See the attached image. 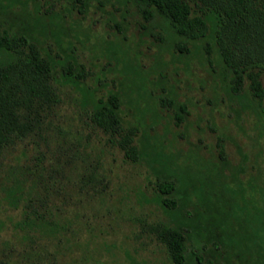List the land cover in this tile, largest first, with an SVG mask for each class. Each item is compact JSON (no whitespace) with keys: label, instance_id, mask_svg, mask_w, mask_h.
<instances>
[{"label":"rangeland","instance_id":"374dc122","mask_svg":"<svg viewBox=\"0 0 264 264\" xmlns=\"http://www.w3.org/2000/svg\"><path fill=\"white\" fill-rule=\"evenodd\" d=\"M85 1L0 0L18 17L14 28L34 27L41 46L80 72L78 83L62 84L54 122L66 140L78 142L80 165L90 163L103 177L97 193L68 184L65 196L55 197L61 227L33 243L44 252L36 263L170 264L147 228L171 218L156 199L167 166L184 184L177 187L180 197L171 194L175 206L216 235L224 226L248 251L238 254L235 243L228 251L210 246L214 264H264V98H254L247 84L234 93L230 76L208 62L200 46H178L164 22L146 19L134 1ZM36 4L51 6L49 13L36 12ZM53 13L60 17L50 18ZM110 92L119 95L123 124L138 126L136 159L90 120L91 94ZM17 218L2 201L0 264L27 262L22 249L29 240L13 226Z\"/></svg>","mask_w":264,"mask_h":264},{"label":"trees","instance_id":"16d2710c","mask_svg":"<svg viewBox=\"0 0 264 264\" xmlns=\"http://www.w3.org/2000/svg\"><path fill=\"white\" fill-rule=\"evenodd\" d=\"M79 1L85 5V0ZM132 1L146 19L160 18L178 46L188 42L200 46L208 62H215L230 76L234 93L247 84L254 98H264V0ZM8 5L0 4V204L3 201L17 210L13 226L29 240L22 249L27 262L22 264H37L44 252L33 243L43 232L57 235L61 227L58 218L63 209L55 197L68 192V184L85 193H97L103 177L90 163L80 165L78 142L66 140L60 124L54 122L62 84L78 83L80 72L74 71L68 58L58 60L57 51L41 46L34 27L14 28L19 19L8 14ZM50 8L40 10L36 4L35 10L47 14ZM48 15L60 17L58 13ZM91 97L92 124L126 157L136 159L140 153L134 142L138 126L123 124L117 92L106 98ZM163 171L156 199L167 207L171 218L147 228L164 245L170 264H214L209 252L220 247L228 251L226 246L233 243L238 254L248 252L240 238L225 234L221 224L223 234L216 235L213 228L199 224L197 215L175 206L171 194L180 197L177 187L184 184L174 169L164 166ZM245 238L248 246L254 245L250 237Z\"/></svg>","mask_w":264,"mask_h":264}]
</instances>
